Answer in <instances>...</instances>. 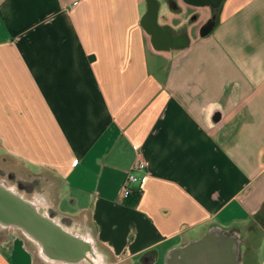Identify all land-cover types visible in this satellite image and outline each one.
<instances>
[{
    "label": "crops",
    "instance_id": "obj_1",
    "mask_svg": "<svg viewBox=\"0 0 264 264\" xmlns=\"http://www.w3.org/2000/svg\"><path fill=\"white\" fill-rule=\"evenodd\" d=\"M0 148L75 264H182L212 228L264 264V0H0ZM0 264L70 263L10 234Z\"/></svg>",
    "mask_w": 264,
    "mask_h": 264
},
{
    "label": "water",
    "instance_id": "obj_2",
    "mask_svg": "<svg viewBox=\"0 0 264 264\" xmlns=\"http://www.w3.org/2000/svg\"><path fill=\"white\" fill-rule=\"evenodd\" d=\"M185 1L200 5L210 4L214 8L219 7L222 2V0ZM155 8L150 9L149 15H156ZM212 23L210 20L203 26L202 34L209 31ZM0 226L20 229L27 237L37 242L40 254L50 260L75 264L87 258V252L93 254L90 239L66 231L50 214L40 211L35 200L25 198L2 181ZM177 251H170V257H174ZM179 251L183 255L182 264H237L241 248L238 237L225 236L222 229L212 228L200 239Z\"/></svg>",
    "mask_w": 264,
    "mask_h": 264
},
{
    "label": "rangeland",
    "instance_id": "obj_3",
    "mask_svg": "<svg viewBox=\"0 0 264 264\" xmlns=\"http://www.w3.org/2000/svg\"><path fill=\"white\" fill-rule=\"evenodd\" d=\"M23 165L16 161L15 159H12L10 157L5 156L3 154L2 149L0 148V181L4 182L8 186H11L14 188V190L20 192L22 196L25 198H30V193L25 192L24 190L20 191L17 187V182L21 181L24 183H31V181L34 179L32 177H27L29 174H26L24 172V169H22ZM8 175H12L14 179H8ZM31 176V175H30ZM16 235V236H22L24 238V234L21 230L17 229H10L6 230L0 227V238L7 237V235ZM29 241V240H28ZM28 248L31 251H36V245L33 242H28ZM83 264H89L87 262H84Z\"/></svg>",
    "mask_w": 264,
    "mask_h": 264
},
{
    "label": "built area",
    "instance_id": "obj_4",
    "mask_svg": "<svg viewBox=\"0 0 264 264\" xmlns=\"http://www.w3.org/2000/svg\"><path fill=\"white\" fill-rule=\"evenodd\" d=\"M148 166V162L146 160L139 161L136 165V168H132L127 172L126 178L124 180L123 187L125 189L131 188V186L139 180V177L136 174V170H144Z\"/></svg>",
    "mask_w": 264,
    "mask_h": 264
},
{
    "label": "flooded vegetation",
    "instance_id": "obj_5",
    "mask_svg": "<svg viewBox=\"0 0 264 264\" xmlns=\"http://www.w3.org/2000/svg\"><path fill=\"white\" fill-rule=\"evenodd\" d=\"M8 179H14L12 175H8ZM37 179H33L31 183H22L21 181L17 182V187L19 188L18 190L22 191L24 190L25 192H30L31 188L34 187L37 183Z\"/></svg>",
    "mask_w": 264,
    "mask_h": 264
}]
</instances>
